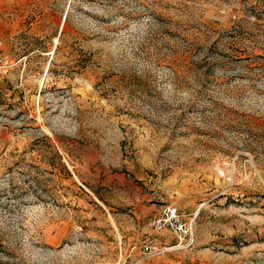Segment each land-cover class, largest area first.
I'll list each match as a JSON object with an SVG mask.
<instances>
[{
    "label": "rangeland",
    "instance_id": "374dc122",
    "mask_svg": "<svg viewBox=\"0 0 264 264\" xmlns=\"http://www.w3.org/2000/svg\"><path fill=\"white\" fill-rule=\"evenodd\" d=\"M0 38V264H264V0H0Z\"/></svg>",
    "mask_w": 264,
    "mask_h": 264
},
{
    "label": "built area",
    "instance_id": "2783aa9c",
    "mask_svg": "<svg viewBox=\"0 0 264 264\" xmlns=\"http://www.w3.org/2000/svg\"><path fill=\"white\" fill-rule=\"evenodd\" d=\"M1 49L0 43V71L7 66ZM193 221L194 217L185 218L177 209L166 205L148 219V226L155 231L167 229L175 237L174 246L185 248L192 246L195 241ZM155 248L152 244H143V251L147 254L152 253Z\"/></svg>",
    "mask_w": 264,
    "mask_h": 264
},
{
    "label": "crops",
    "instance_id": "0c3cea01",
    "mask_svg": "<svg viewBox=\"0 0 264 264\" xmlns=\"http://www.w3.org/2000/svg\"><path fill=\"white\" fill-rule=\"evenodd\" d=\"M0 43H2L1 38H0Z\"/></svg>",
    "mask_w": 264,
    "mask_h": 264
}]
</instances>
